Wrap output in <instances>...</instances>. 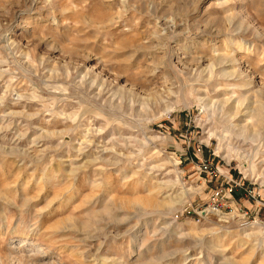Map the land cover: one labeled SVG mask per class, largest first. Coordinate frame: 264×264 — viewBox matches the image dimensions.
<instances>
[{
    "label": "rangeland",
    "instance_id": "obj_1",
    "mask_svg": "<svg viewBox=\"0 0 264 264\" xmlns=\"http://www.w3.org/2000/svg\"><path fill=\"white\" fill-rule=\"evenodd\" d=\"M0 264H264V0H0Z\"/></svg>",
    "mask_w": 264,
    "mask_h": 264
}]
</instances>
